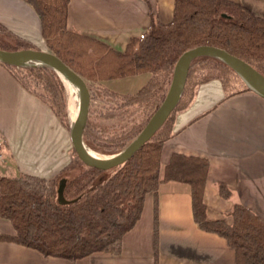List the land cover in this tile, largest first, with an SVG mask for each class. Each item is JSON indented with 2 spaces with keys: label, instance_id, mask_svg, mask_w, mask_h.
<instances>
[{
  "label": "trees",
  "instance_id": "obj_1",
  "mask_svg": "<svg viewBox=\"0 0 264 264\" xmlns=\"http://www.w3.org/2000/svg\"><path fill=\"white\" fill-rule=\"evenodd\" d=\"M25 1L40 18L47 50L82 76L90 99V89L95 82L149 74L134 92L122 93L97 86L98 92L112 95L118 104L113 109L100 111L98 121L93 122L88 113L82 141L85 147L99 153L117 154L137 136L164 98V81L167 79V85L170 83L181 55L196 45L223 48L248 62L264 77V18L232 0H173L171 20L162 23L150 12L147 29L132 36L123 50L69 27L66 21L69 0ZM22 48L36 47L13 39L0 28V49ZM4 63L26 89L32 90L28 80H33L46 90L49 98L46 103L70 133L71 123L64 118L63 85L55 70L43 62L27 66ZM196 63L202 66L195 69ZM214 78L219 79L230 94L252 90L240 74L219 57H195L166 120L120 165L107 170L85 165L71 180L27 173L0 175V216L9 220L14 228V234L4 238L35 248L43 255L70 259L97 251L118 253L123 236L140 217L145 197L149 194L154 197L156 216L160 184L178 181L189 187L197 226L224 238L234 251L235 264H264V219L241 204L232 207L231 223L208 219L203 200L206 160L175 152L166 163L161 159L163 145L173 135L174 114L188 105L196 84ZM133 113L142 114L139 123L133 122ZM124 118L131 121L118 130L116 126ZM102 120L106 122L97 123ZM103 171L110 175L101 178ZM218 191L222 197H229V190L223 185H218Z\"/></svg>",
  "mask_w": 264,
  "mask_h": 264
},
{
  "label": "crops",
  "instance_id": "obj_2",
  "mask_svg": "<svg viewBox=\"0 0 264 264\" xmlns=\"http://www.w3.org/2000/svg\"><path fill=\"white\" fill-rule=\"evenodd\" d=\"M232 1L264 18V0ZM172 11L173 0H69L66 21L69 27L123 50L132 36L147 29L150 12L167 23ZM0 28L21 43L46 49L40 18L25 0H0ZM172 132L162 148L163 163L175 152L208 164L203 192L208 219L231 223L234 204L264 219V96L252 90L230 94L216 78L201 82L193 87L188 105L174 114ZM52 133L70 136L48 103L26 89L0 61V137L8 148V153L1 152L0 175L62 174L58 172L65 161L55 158L30 169L33 172L23 166L44 160ZM219 184L229 190L228 198L220 195ZM143 209L123 236L118 253L97 251L77 259L43 255L5 239L14 228L0 216V264H235L234 251L224 238L197 226L186 183H161L156 216L152 195L145 197Z\"/></svg>",
  "mask_w": 264,
  "mask_h": 264
},
{
  "label": "water",
  "instance_id": "obj_3",
  "mask_svg": "<svg viewBox=\"0 0 264 264\" xmlns=\"http://www.w3.org/2000/svg\"><path fill=\"white\" fill-rule=\"evenodd\" d=\"M200 55H212L224 60L238 74H240V76L246 81L253 91L261 96H264V77L258 73L248 62L236 55L229 53L225 49L214 45H196L186 50L181 55L174 68L170 84L162 102L149 117L137 136L119 153L109 156L107 160H99L92 158L86 153L84 150L85 145L82 141V133L85 127L90 104V93L88 86L82 76L71 69L56 54L46 49H0V61L2 62L11 64H23L24 61L43 62L50 65L58 76V71H61L76 84L79 90V106L76 117L73 120L70 128L71 144L76 155L85 165L95 167L100 170H107L125 162L139 147L149 140V138L162 125L174 108L185 83L190 63L195 57Z\"/></svg>",
  "mask_w": 264,
  "mask_h": 264
},
{
  "label": "rangeland",
  "instance_id": "obj_4",
  "mask_svg": "<svg viewBox=\"0 0 264 264\" xmlns=\"http://www.w3.org/2000/svg\"><path fill=\"white\" fill-rule=\"evenodd\" d=\"M46 50H47V47H46ZM36 62L38 61H28L27 63H23L21 65L22 66H27V65H32V64L36 65L38 64ZM201 66H202L201 63H196L194 65L195 69ZM148 77H149L148 73H141L138 75H132V76H127V77H118V78H111L108 80H102L98 83L95 82L91 86L92 88L90 89L91 96H92V99H90L89 110H88V113H90V119L93 122H94V119L95 121H98L100 119L98 118L100 111L104 112L106 110L113 109L114 107L118 105L116 101L113 99L112 95L98 92L97 86H102V87L104 86L106 88H109L110 90H114L117 92L129 93V92H134L135 90H137L148 79ZM61 82L63 85V94H64L65 109H66V115L64 116V118H66L67 122H70L72 124L73 120L71 119L68 108H67L69 96L67 95L68 93H67V90H66V87L63 81ZM28 83L30 84L29 85L30 88L33 90V91L30 90L31 92L39 96L42 95L41 98L48 102L49 98H48V95L45 89L37 85L36 82H34L33 80H28ZM169 84L167 85V79L163 83V92H165V94L167 92ZM58 101L59 103L61 102V100H58ZM56 106L57 105L55 104V107ZM78 106H79V103H78ZM133 114H134L133 116L134 118L130 116L133 119V122L139 123V121L142 118V114L140 115H138V113H133ZM130 121H131L130 119H126V118L121 119L118 124L119 126H116V128L120 130L123 127H125L124 124H126V122H128L127 124H129ZM102 122L105 123L106 121L102 120L101 122H97V123H102ZM54 135L52 133L50 136L51 143L49 144V152L47 154V156L49 157L46 156L47 158L45 157L44 160H38L37 162L33 161V164H30L29 162H27V164H24V165L22 164V165L25 166L28 171L30 169H33V167L38 168L39 166H41L42 163L45 164L44 161L46 159L48 160V158L50 161H46L47 163L52 162L54 158L57 159V161H61V162L64 160L65 164L62 166V169L59 172L57 170L56 172H54V174H56L57 172L60 173L61 171H63L62 174H56V176H59V177L62 176L68 180H71L72 178H75L77 175L81 173V171L85 168V164L79 158L76 157L74 151L72 150L70 136L67 135L65 139L63 135L59 136V133H56ZM2 149H3V153H8V148L6 145H2ZM90 150H92L93 152L97 154L105 156V157L111 156L109 154L99 153L93 150L92 148ZM30 171L33 172L35 170H30ZM109 175H110V172L103 171L100 177L106 178ZM52 177H55V176H52ZM52 177H46V178H52ZM143 211L144 209L142 210L139 218H141Z\"/></svg>",
  "mask_w": 264,
  "mask_h": 264
},
{
  "label": "bare ground",
  "instance_id": "obj_5",
  "mask_svg": "<svg viewBox=\"0 0 264 264\" xmlns=\"http://www.w3.org/2000/svg\"><path fill=\"white\" fill-rule=\"evenodd\" d=\"M27 62L28 61H24V63H27ZM36 63H39V61ZM58 74H59L61 80L63 81V83L66 87V90L68 93L67 95L69 96L67 108H68L71 119L74 120L76 117L77 111H78V103H79L78 87L63 72L58 71ZM84 150L92 158H96L99 160H107L109 158V157H105V156H102L100 154H97V153L93 152L92 150L88 149L87 147H84Z\"/></svg>",
  "mask_w": 264,
  "mask_h": 264
},
{
  "label": "built area",
  "instance_id": "obj_6",
  "mask_svg": "<svg viewBox=\"0 0 264 264\" xmlns=\"http://www.w3.org/2000/svg\"><path fill=\"white\" fill-rule=\"evenodd\" d=\"M2 139H1V137H0V156H1V152H2Z\"/></svg>",
  "mask_w": 264,
  "mask_h": 264
}]
</instances>
